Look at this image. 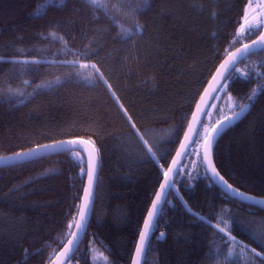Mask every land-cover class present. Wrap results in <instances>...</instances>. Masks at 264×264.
<instances>
[{"label":"trees","instance_id":"1","mask_svg":"<svg viewBox=\"0 0 264 264\" xmlns=\"http://www.w3.org/2000/svg\"><path fill=\"white\" fill-rule=\"evenodd\" d=\"M247 1L151 0L136 17L144 31L128 38L117 36V28L103 12L94 17L85 0H65L64 6L48 7L38 18L33 13L43 0H0V90H4L0 155L70 137H91L99 149L94 205L74 264H130L143 218L162 179L158 163L144 159L127 135L129 125L119 105L137 126L155 130L162 153L167 154L166 168L226 49L240 45L230 46V41ZM122 22L126 27L132 24ZM53 31L67 45L50 36ZM85 45L100 49L91 59L104 72L111 91L103 81L91 85L66 75L72 69L63 62L76 57L65 49L81 51ZM12 60L40 63L22 66ZM262 62L264 51H259L237 67L255 64L264 72ZM250 72L247 80L236 79L226 91L240 103H248L252 89L264 83L254 70ZM56 77L60 80L51 87L36 89ZM9 87L24 96H10ZM251 103L248 113L219 137L214 162L235 187L264 197V94ZM189 156L190 152L181 166L185 171L175 178L179 195L170 190L143 264H245L242 257H228L223 234L210 226L218 222L222 209L229 210L226 219L236 221L232 235L264 254L261 242L243 227L255 230L264 220V210L226 196L202 165L188 170ZM80 157L61 152L0 168V264H47L64 244L68 236L63 243L56 237L68 231L70 213L75 215L74 205L80 201L85 176L81 153ZM94 247L99 250L98 261L92 255ZM37 250L39 255H32ZM261 259L255 258V264Z\"/></svg>","mask_w":264,"mask_h":264},{"label":"snow or ice","instance_id":"2","mask_svg":"<svg viewBox=\"0 0 264 264\" xmlns=\"http://www.w3.org/2000/svg\"><path fill=\"white\" fill-rule=\"evenodd\" d=\"M90 8L93 9V16L95 17L96 12H103L105 17L110 21L111 25L117 28L118 37L131 38L134 35H138L144 31V25L136 19L137 16L142 15L143 12L150 6L151 0H115L114 3H106L105 0H85ZM65 0H43L39 3L37 8L34 10L33 15L40 17L45 15L47 8L51 6L62 7L64 6ZM202 11V7L200 9ZM254 13L253 15H250ZM213 17L216 15L212 13ZM131 20V26H125L122 22ZM264 28V0H260V3L254 8L253 0H249V3L243 10V15L238 21V28L233 34V39L230 41V46L235 43H240L241 46L236 48L235 51H229L226 49V58L219 65L213 76V83L216 87L213 89L214 92H226L230 83L236 79L247 80L250 77V70L256 72L258 78L264 79V72H261L255 64L246 65L245 69L237 67L239 63L246 60L250 55L257 51H264V32H260L256 39L250 40L249 43L243 41L250 39L252 35H255L257 31ZM53 38L59 39L63 44L67 45V41H64L63 37L57 36L55 31L49 33ZM215 37V33H213ZM70 51L75 59L64 61L63 63L71 67L72 71L66 75L71 78L73 76L79 77L82 81L87 82L91 85H95L97 81H103L109 91L112 90V85L108 83L104 72L98 67L97 62H92V57L99 55V48H93L89 45H85L83 50L77 51L76 49H65ZM3 59V57H0ZM13 63H19L20 65H38L39 60H12ZM260 67H264V62L261 63ZM60 77H56L55 81H45L41 84L36 85V89L48 86L51 87L54 83L58 82ZM25 84L29 83L24 81ZM3 91L0 90V99H4ZM35 91V89H34ZM7 92L10 96L23 97L24 92L19 89H13L9 87ZM258 94H264V83H258L257 87L253 88L251 94L247 96L248 103L233 102L230 106L231 115L224 116L222 119L217 120L214 125L210 128L205 127L202 139H203V150L198 152L199 163L197 167L202 165L205 168V173L210 174L209 179L219 185H221L227 193L233 198L243 202H248L253 206H259L264 208V198H258L256 196L242 192L240 189L235 188L228 182L217 170L213 161V147L217 137L222 131L231 125V123L240 117H242L250 108L251 102H253ZM31 95V94H29ZM113 97L119 102V97L112 93ZM215 96H213V99ZM203 100V97L201 98ZM229 100L232 97L229 96ZM7 102V101H5ZM120 110L123 112L124 117L129 125L127 135L132 138V142L136 145L139 151L142 153V157L148 161H156L158 163L160 173L162 176V182L160 183V190L155 193V199L151 202V207L148 209L147 218L144 221V228L139 233V241L136 245V257L133 259L132 264H140V258H142L147 252L149 245V238L151 235L152 228L157 224V218L161 213V205L165 200L168 190H176L179 195V190L176 189V180L174 177L185 169L180 167L182 158L188 155L189 144H199L198 139H194L190 134L196 133L200 136L199 129L194 127L193 123H189V131L184 133V140L181 141L179 149L176 151L175 157H173L171 164L165 168L164 164L167 163V154L162 153L161 145L157 138L156 132L152 127L149 126H137L136 121L131 115L128 114L123 104L119 105ZM200 115H206L205 110L200 104L196 105V111L192 114V121L198 122L203 127V121L200 120ZM79 149V151H76ZM67 151L73 153L77 158L80 157V152H87L88 164L87 169L81 168V174L87 176V185L83 189V197L79 205H74L76 208L75 215H71V219L66 224L68 229L63 235L56 237L57 243H63L65 237L70 236L71 239L67 240V243L63 245L61 251L54 253L55 259L52 264H71L72 259L75 257L76 252L79 249L80 238L83 234H86V228L89 219V213L92 209L93 198L95 196V187L97 183V169L99 165V149L96 147L95 141L89 137L85 140L82 138L70 139V140H57L50 144H38L33 148L18 151L10 156H0V165L8 166L16 162L23 160H30L34 157L40 156L42 153L48 152H59ZM164 161V163H159ZM189 178L194 177L189 174ZM180 199L183 201V197ZM188 211H192L187 205V201H183ZM229 213L228 209H222L221 212L216 216L217 223L210 225L214 227L219 233L223 234L222 240L227 247L228 257L235 256L237 259L244 258L245 264H255V258L262 257L261 264H264V254L257 252L255 248H251L245 245L242 241L238 240L236 236L232 235V224L236 221L234 218L231 220L226 219V215ZM199 220H205V217L199 213H192ZM223 225V227H221ZM246 230H249L250 234L261 242L264 246V220L259 222L258 227L252 230L251 225H243ZM74 229V230H73ZM165 234L160 233V237ZM218 251L210 249V252ZM26 254L28 250H25ZM40 250H37L32 255H39ZM251 254V255H250ZM226 257V259H228ZM86 259V257H84ZM219 264V261H217Z\"/></svg>","mask_w":264,"mask_h":264},{"label":"water","instance_id":"3","mask_svg":"<svg viewBox=\"0 0 264 264\" xmlns=\"http://www.w3.org/2000/svg\"><path fill=\"white\" fill-rule=\"evenodd\" d=\"M260 32H264V28H261L260 31H259V33H258L254 38H252L251 40L256 39L257 36H259ZM249 42H250V40H249V41H246V42H244V43H249ZM240 46H241V44L238 45L237 47L233 48L231 51H235V49H236V48H239ZM257 52H259V51H257ZM225 58H226V55H225V56L223 57V59L219 62L218 66L216 67V69H215L214 72L212 73L211 77H210L209 80L207 81V83H206V85H205L203 91L201 92V94H200L198 100L196 101V103H195V105H194V107H193V109H192V111H191V113H190V115H189V117H188V120H187L186 126H185V128H184V130H183V133H182V135H181V138H180V140H179V143H178V145H177V148H176L175 152L173 153V155H172V157H171V159H170V161H169V163H168V165H167L166 167H168V166L171 164V161H172L173 157H175V155H176V151L179 149V146H180L181 141L184 140V133L189 131V128H188L189 123H193L194 127L198 128L199 130H200V128H201V126H200V124H199L198 122H193V121H192V114H193V112L196 111V105H197V104H200L201 107L205 110V113L207 114V112H208V110H209V108H210V105H211L212 101L214 100V99H213V96H215V98H218V97L221 95L222 92H214V91H213V89L216 87V85L213 83V76L215 75L217 68H218L219 65L225 60ZM202 97H203V100L201 99ZM251 104H252V103H251ZM250 107H251V106H250ZM249 109H250V108H249ZM248 111H249V110H248ZM248 111H247L242 117H240L239 119L233 121V122L231 123V125H229L228 127H226V128L222 131V133L217 137L216 142L218 141L219 137H220V136H221V135H222L227 129H229L232 125H234L235 123H237L238 121H240V120H241V119H242V118L248 113ZM229 115H231V113H230ZM227 116H228V115H227ZM204 118H205V115H200V120L203 121ZM190 135H191L194 139H196V137H197L196 133H191ZM77 138H82V139L87 140V138H84V137H70V138L61 139V140H70V139H77ZM52 142H53V141H52ZM52 142H47V143H44V144H50V143H52ZM216 142H215L214 147H213V161H214V149H215ZM193 144H194V143H191V142H190V144H189V148H188V152H189V150L191 149V147L193 146ZM202 146H203V145H202ZM34 147H35V146H34ZM31 148H33V147H31ZM202 150H203V148H202ZM202 150H201V152H202ZM76 151H79V149H77ZM61 152H67V151L42 153L40 156L34 157V158L30 159V160H23V161H20V162L13 163V164H11V165L21 164V163H24V162H27V161H31V160H34V159L40 158V157H46V156H49V155H52V154L61 153ZM80 153L82 154V156H83V158H84L85 169H87V164H88V156H87V152H80ZM12 154H13V153H11V154H5V155H0V156H10V155H12ZM186 157H187V155L184 156V157H182V158H179V159H181V160H182V163H183ZM182 163L180 164V167L182 166ZM214 163H215V162H214ZM11 165H8V166H11ZM215 166H216V164H215ZM1 167H6V166L0 165V168H1ZM203 168H204V167H203ZM216 168H217V167H216ZM217 170H218V169H217ZM204 171H205V168H204ZM218 171H219V170H218ZM98 172H99V165H98V169H97V177H98ZM220 174H221V173H220ZM206 175L209 177L210 174H206ZM221 175H222V174H221ZM176 176H177V175H176ZM176 176L174 177V179L176 178ZM222 176H223V175H222ZM224 178H225V177H224ZM225 179H226V178H225ZM226 180H227V179H226ZM161 182H162V179H161L160 183H161ZM228 182H229V181H228ZM160 183H159V185H158V187H157V189H156V192H158V191L160 190ZM212 183H213L214 185H216V186L220 189V191H222L226 196L232 198V197L227 193V191H226L221 185H219V184H217V183H215V182H213V181H212ZM229 183H230V182H229ZM230 184H232V183H230ZM86 185H87V176L85 175V176H84V184H83V188H82V194H81V197H80L79 204L81 203V200H82V197H83V189H84V187H85ZM96 185H97V183H96ZM232 185H233V184H232ZM233 186H234V185H233ZM234 187H235V186H234ZM235 188H237V187H235ZM238 189H240V188H238ZM240 190H241L242 192H245V193H247V194H250V195L256 196V197H258V198H264V197H262V196H258V195H254V194H251V193H249V192H246V191H244V190H242V189H240ZM95 191H96V187H95ZM156 192H155V193H156ZM169 192H170V190H168V192H167V194H166V197H165V200H167V197H168ZM153 199H155V194H154L152 200H153ZM94 200H95V196H94V198H93L92 209H93V205H94ZM235 200H238V199H235ZM238 201H240V202H242V203H245V204H248V205H251V204L248 203V202H243V201H241V200H238ZM151 202H152V201H151ZM79 204H78V205H79ZM164 204H165V202L162 203V205H161V210H162V207H163ZM150 207H151V203H150L148 209H149ZM257 207H258V208H261V207H259V206H257ZM92 209H91V211H90V213H89L88 223H89L90 218H91ZM148 209H147V212H148ZM261 209L264 210V208H261ZM147 212H146V214H145V216H144V218H143V221H142V224H141V227H140V231H142L143 228H144V221H145V219L147 218ZM157 219H158V218H157ZM87 227H88V224H87ZM154 228H155V226H154V227L152 228V230H151V235H150V238H149V242H150V239H151L152 234H153V232H154ZM73 230H74V229H73ZM86 230H87V228H86ZM140 231H139V233H140ZM84 235H85V234H83V235L81 236V238H80V243H81V241H82ZM68 239H71V237L68 236V238L66 239V241L64 242V244L67 243V240H68ZM138 241H139V234H138V238H137V241H136V244H135L134 250H133V254H132V257H131L130 264H132L134 258H137V257H136V245H137ZM80 243H79V244H80ZM64 244H63V245H64ZM63 245L59 248V250H58L57 252H59V251L62 250ZM145 255H146V253H145ZM145 255H144L142 258H140V264H143L144 259H145ZM55 258H56V257H55V255H54V256L50 259V261H49L47 264H52V261H53Z\"/></svg>","mask_w":264,"mask_h":264},{"label":"rangeland","instance_id":"4","mask_svg":"<svg viewBox=\"0 0 264 264\" xmlns=\"http://www.w3.org/2000/svg\"><path fill=\"white\" fill-rule=\"evenodd\" d=\"M248 3H249V0L247 1L246 5ZM259 3H260V0H253V7L255 8ZM253 14L254 13L250 12V15H253ZM242 15H243V13H242ZM229 96H231V95L227 94L226 92H223L222 95L219 96L218 98H215L213 100L212 104L210 105V108H209V110H208V112H207V114L205 116V121H204L203 127H201V129L199 130L201 135L197 137V139L199 140V144L195 143L193 148L191 149L192 150L191 151V155L189 156L190 158H189V162L187 164L188 170L189 169H191V170L194 169L199 163V157H198L197 153L201 152V150H202L203 139L201 137H202L204 128L205 127L210 128L213 125V118H216V121H217L220 118H222L223 116H225L226 114L231 113L230 106L233 104V102L240 103L233 96H231L232 100H229ZM219 100H221L220 103H218ZM97 252H99V250L94 247L92 255H93V257L95 258L96 261L100 260L99 258H101V257L97 256ZM100 253H101V251H100ZM102 259L105 260L104 258H102ZM71 264H74V263L71 262Z\"/></svg>","mask_w":264,"mask_h":264},{"label":"bare ground","instance_id":"5","mask_svg":"<svg viewBox=\"0 0 264 264\" xmlns=\"http://www.w3.org/2000/svg\"><path fill=\"white\" fill-rule=\"evenodd\" d=\"M9 154H11V153H9ZM251 206H253V205H251ZM255 207H257V206H255Z\"/></svg>","mask_w":264,"mask_h":264}]
</instances>
